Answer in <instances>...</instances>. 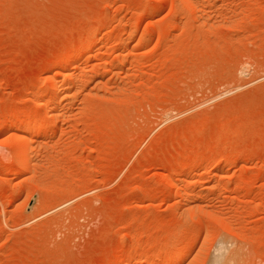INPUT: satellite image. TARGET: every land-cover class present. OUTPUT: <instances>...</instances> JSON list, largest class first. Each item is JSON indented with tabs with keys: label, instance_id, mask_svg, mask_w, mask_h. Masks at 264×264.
<instances>
[{
	"label": "rangeland",
	"instance_id": "1",
	"mask_svg": "<svg viewBox=\"0 0 264 264\" xmlns=\"http://www.w3.org/2000/svg\"><path fill=\"white\" fill-rule=\"evenodd\" d=\"M218 242L264 264V0H0V264H212Z\"/></svg>",
	"mask_w": 264,
	"mask_h": 264
},
{
	"label": "bare ground",
	"instance_id": "2",
	"mask_svg": "<svg viewBox=\"0 0 264 264\" xmlns=\"http://www.w3.org/2000/svg\"><path fill=\"white\" fill-rule=\"evenodd\" d=\"M177 2V1H176ZM192 6V5H191ZM186 7V6H185ZM180 8V7H179ZM196 10V8L193 9V11ZM192 11V12H193ZM195 13V12H194ZM167 26V25H166ZM159 32V31H158ZM159 34V33H158ZM148 38H149V35L148 33H143L142 35L139 36V41H141L142 43H146L148 41ZM84 50V47L81 46L77 49L78 53L79 52H82ZM123 53L122 52H119L117 54V61L122 63V59H123ZM77 65L78 64V61L75 62ZM80 64V63H79ZM74 65V67H76ZM81 65V64H80ZM79 67V66H78ZM81 68V67H80ZM58 75H55L54 77L52 76V80H51V85L49 83V89L47 91V95H46V98L47 100L45 101V107H44V110L41 113V115L45 118H50L53 114H55V109L51 106L50 102L52 103V99H55L56 97H58L62 90L60 88V86L57 84V77ZM54 103V102H53ZM37 113V112H36ZM29 118V117H28ZM31 121H29L28 119L24 120L23 121H18V122H15L13 123L12 125V135L15 137V141H14V144H15V149H14V152H15V156H16V159L20 160L21 161V164L23 165V175H28L31 173V171L29 170V166H28V163H29V147H30V144L33 142V136H29L26 137L22 134L21 131H23L25 128L27 129H30V131H32V128H31ZM43 131H40L39 132V135L42 134ZM15 158V157H14ZM32 170V169H31ZM223 169H219V172L218 174L220 175L222 173ZM207 170L202 168L199 172H198V175L199 176H204L206 174ZM188 177V176H187ZM196 208V207H195ZM203 210V209H202ZM204 211V210H203ZM201 212V210H200ZM192 213V211H191ZM203 213V212H202ZM194 214V213H192ZM196 219V218H195ZM198 220V219H197ZM226 222V221H224ZM196 223V222H194ZM226 224V223H225ZM193 226L194 224H191L190 225V230L193 229ZM229 226V225H228ZM225 237V236H224ZM223 237V238H224ZM222 239V238H221ZM225 242H227V240H225ZM221 243H224V241H221ZM218 244L221 245L217 248V254L215 257H213V261H212V264H227V260H228V257L227 259L225 257H223V253H224V247L225 246H228V245H223L222 247V244ZM189 245H193L195 244V239H192L191 241L188 242ZM183 248L182 244L181 243H176L173 248H170L168 249L165 254L162 255V257L160 258L161 261H167V260H170L172 258L175 257L176 255V251H178L179 249ZM229 253V252H228ZM234 254V253H233ZM230 256L233 257V255H231L230 253ZM229 256V257H230ZM235 256V255H234ZM233 259V258H232ZM231 259V260H232ZM120 261V260H119ZM211 262V261H210ZM125 263V262H124ZM115 264V263H114ZM211 264V263H210Z\"/></svg>",
	"mask_w": 264,
	"mask_h": 264
}]
</instances>
